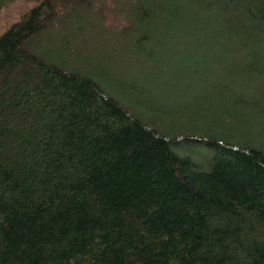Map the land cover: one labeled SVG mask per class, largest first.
<instances>
[{
  "label": "trees",
  "instance_id": "trees-1",
  "mask_svg": "<svg viewBox=\"0 0 264 264\" xmlns=\"http://www.w3.org/2000/svg\"><path fill=\"white\" fill-rule=\"evenodd\" d=\"M22 1L0 33V264H264V146L244 113L264 88L163 125L166 103L144 117L109 85L113 57L178 26L200 61L249 49L189 70L218 100L264 78V0ZM212 8L220 33L200 22Z\"/></svg>",
  "mask_w": 264,
  "mask_h": 264
},
{
  "label": "rangeland",
  "instance_id": "rangeland-1",
  "mask_svg": "<svg viewBox=\"0 0 264 264\" xmlns=\"http://www.w3.org/2000/svg\"><path fill=\"white\" fill-rule=\"evenodd\" d=\"M27 6L28 4L22 0H15L7 6L2 5L0 7V33L7 24L19 18V15L23 13L22 11ZM209 11V13H201L202 21L200 22L203 26L209 27V29L215 28L220 33V27L215 26L211 22L215 21L218 23L217 20L222 15V8H212ZM155 22L158 24L159 21ZM191 24L196 23L193 21ZM217 27L219 28L217 29ZM106 28L107 33L112 31L116 33V28ZM158 30L156 29V32H159ZM184 32L185 28L178 26L171 30L169 38L164 35H158L157 37L155 36L152 44H146L147 47L143 45L140 48L137 47L132 52V57L129 60L126 59V56H115L111 60L112 68L116 69L120 74L122 73V76L118 75L123 78L120 79L119 76L113 77L109 85L114 91L118 92V96L125 103L136 107L140 113H143L144 117H150V106L159 110L166 103L167 108H164L165 111L161 114L163 116L161 120L163 125L167 124L172 115L176 119L188 120L189 118L192 119L194 114H197L198 110L205 107V105H210L215 110L221 106L228 108L231 105V99L233 101L239 95H244L243 97L251 100L255 95L254 91L260 92L264 88V78L259 74H254L253 76L245 77L243 80L240 79L239 85L229 88L223 86L221 90L224 97L218 100L215 94L219 90V86H217L219 80H215L216 77H211V75H194L189 70L191 68L198 70L199 67H206V69H212L214 72H222L224 70L222 65L225 62L240 61L242 64L249 62L248 54L250 51L242 48L228 51L225 52V55H221V59L218 58L216 62L215 59L211 58L212 54L209 53L213 52L211 48L214 46L211 45L208 52L209 48L205 46V48L201 49L207 52L208 57L200 61V59L189 55L193 50H198L197 48L201 45H199L198 40L194 36L190 39L180 36ZM261 41H263V44H261L264 45V39ZM144 102L145 104H143ZM244 104L247 105V103H242L241 105ZM244 113H246L247 117L249 116V119H252V122L249 121V124L252 125L250 132L253 137L255 136V142L257 144L262 143L264 146V111L256 115L251 111V108H247ZM218 118L222 119L217 116L216 118L214 117L215 120L213 119V121L215 124ZM226 122L228 121L226 120ZM179 148L183 150L187 146H180ZM196 152L202 156L206 154V150L201 146L197 148Z\"/></svg>",
  "mask_w": 264,
  "mask_h": 264
}]
</instances>
